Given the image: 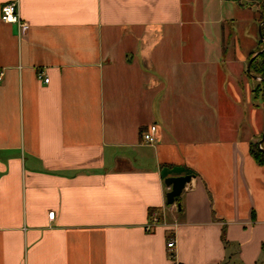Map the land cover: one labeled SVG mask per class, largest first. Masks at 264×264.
I'll return each instance as SVG.
<instances>
[{"label":"crops","instance_id":"crops-1","mask_svg":"<svg viewBox=\"0 0 264 264\" xmlns=\"http://www.w3.org/2000/svg\"><path fill=\"white\" fill-rule=\"evenodd\" d=\"M9 2L25 34L1 20ZM246 9L0 0V264H172L171 237L181 264H264V103L247 76L260 26ZM188 175L169 204L166 180Z\"/></svg>","mask_w":264,"mask_h":264},{"label":"built area","instance_id":"built-area-1","mask_svg":"<svg viewBox=\"0 0 264 264\" xmlns=\"http://www.w3.org/2000/svg\"><path fill=\"white\" fill-rule=\"evenodd\" d=\"M1 20L5 23L17 24L18 28L20 30V33H22V34H25L29 29V24L27 22L23 21L21 16H20L19 5L17 2H9V3H6L2 6ZM39 78L42 80L44 79L45 83L49 82L48 78H44V74H40ZM2 80H3V73L0 72V83L2 82ZM142 137H143V141L147 144L156 143L158 140V128H157V126L156 125L150 126L147 130H145L142 133ZM259 148L261 150H263L264 149L263 144H259ZM55 216H56L55 212L49 213V218L51 220H54ZM161 217H162V215L160 212H158V211L153 212L151 215L150 221L146 226V230L148 232H153L155 230V228H157L159 226V224L161 223ZM167 249H168L169 258H170L172 264H181L177 258L175 237H171L168 240Z\"/></svg>","mask_w":264,"mask_h":264},{"label":"rangeland","instance_id":"rangeland-1","mask_svg":"<svg viewBox=\"0 0 264 264\" xmlns=\"http://www.w3.org/2000/svg\"><path fill=\"white\" fill-rule=\"evenodd\" d=\"M228 1H230V0H228ZM234 2H236V1H234ZM240 6H242V7H245V8H248V9H246V10H248V11H246V12H248V14H250L249 12H251V11H253V12H255V18H256V23L257 24H255V26H253V30H254V28H256V26H260L261 25V22H259L260 21V17H261V15H262V11H261V8H260V0H239L238 2H237ZM251 10V11H250ZM236 15L238 16V18H236ZM228 18H229V16H225V20H224V23H223V25L226 27V28H233V27H231V22H230V19L228 20ZM233 19H234V21H236V20H239L238 22L239 23H241L242 24V17L240 16V14L239 13H236V14H234V16H233ZM239 23H237V22H235V25L236 26H238V28H239V26H240V30L242 31V29H243V27H242V25H239ZM251 34V33H250ZM257 34V41L259 42H257V44H256V48H257V51H258V53L259 52H261V51H263L264 50V43H262L261 42V38H260V34L259 33H256ZM252 35V34H251ZM255 36V35H254ZM253 35H252V37L250 36V35H247V34H243V31L242 32H240L238 35H236V38H238V40H239V42H240V44H244L246 47L248 46V44L252 41V42H256V36L254 37ZM254 40V41H253ZM253 54H251L250 55V57H249V59H248V68H247V76H249V72H248V69H249V64H250V60L252 59L251 58V56H252ZM256 55V53H254V55L253 56H255ZM250 77V76H249ZM250 78H252V77H250ZM257 79V78H256ZM258 80H262V78H260V77H258ZM260 81H256L255 82V87L257 88L259 85H261L260 83ZM246 84L247 83H244V85L246 86ZM257 103V102H256ZM257 104H259V103H257ZM262 112V111H261Z\"/></svg>","mask_w":264,"mask_h":264},{"label":"trees","instance_id":"trees-1","mask_svg":"<svg viewBox=\"0 0 264 264\" xmlns=\"http://www.w3.org/2000/svg\"><path fill=\"white\" fill-rule=\"evenodd\" d=\"M230 1H236L239 0H230ZM260 8L262 11V15L260 17L259 22H264V0H260ZM260 38L261 42L264 43V25H262L260 29ZM254 55V53H253ZM253 55L251 58H253ZM249 76L252 78H262L260 81L261 85H259L257 88H255V94L256 96L260 97L262 102L264 103V51L259 53L253 60L252 64L249 66L248 69ZM252 154L254 155L255 159L259 164L264 165V149L261 150L259 148V144H256L252 147Z\"/></svg>","mask_w":264,"mask_h":264},{"label":"water","instance_id":"water-1","mask_svg":"<svg viewBox=\"0 0 264 264\" xmlns=\"http://www.w3.org/2000/svg\"><path fill=\"white\" fill-rule=\"evenodd\" d=\"M264 25V22L261 23L260 29ZM264 51V50H263ZM262 52V51H261ZM259 52V53H261ZM257 53L253 58L250 60L249 66L252 64L254 58L259 54ZM258 79V78H257ZM192 180V176H182V177H174V178H168L166 180V184L171 186L172 190L167 194V201L169 204H174L179 196L182 194L183 190L185 189L186 185L189 184Z\"/></svg>","mask_w":264,"mask_h":264}]
</instances>
